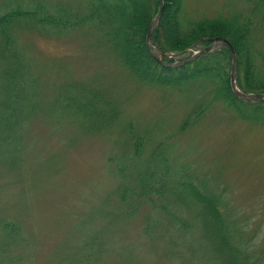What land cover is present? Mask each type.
<instances>
[{"label":"rangeland","instance_id":"obj_1","mask_svg":"<svg viewBox=\"0 0 264 264\" xmlns=\"http://www.w3.org/2000/svg\"><path fill=\"white\" fill-rule=\"evenodd\" d=\"M254 1L183 0V7L187 19H196L230 16L235 11L248 14ZM87 4L88 0H0V15L18 7L37 11V17L45 18L65 6L82 16ZM258 17L260 14L255 19ZM58 29L47 21L36 26L20 21L14 26L16 41L33 62L39 79L31 98L36 105L27 124L25 151H20L15 166L0 164V218L16 221L23 228L25 237L17 245L29 253L26 264L58 262L57 247L81 250L85 248L84 237L94 235L96 229H101V234L89 239L90 249L100 242L104 247L91 264L125 262L132 243L127 241L147 238L140 227L146 217L161 213L159 202L165 201L155 194V207L139 201L131 221L118 217L108 223L121 203L124 178L115 167L124 163L134 167L130 178L133 173L144 172L150 155L162 145L173 178H178L183 166L201 190L221 194L224 221L231 228L235 220V227L241 230L231 228L233 242L242 249L246 245L252 260L264 264V116H250V104L243 106V114L242 108L240 113L229 101L205 98L200 88L186 93L136 80L116 63L108 44L93 28ZM258 34L264 52V28ZM62 83L68 85L60 86ZM66 93L68 98L77 95L92 100L97 106H91L92 114L106 107L110 119L98 124L87 117L81 128L75 121L59 123L56 119L71 112L65 110L64 114L61 107L63 99L67 104ZM201 100L202 112L199 106L194 113L200 115L182 126L183 119ZM249 101L264 105V100ZM134 139H142L144 144L139 155L131 149ZM184 206L178 200L176 211L194 216L191 213L195 214L196 205ZM159 247L155 243L138 246L131 256L133 264H197L184 254L169 258L164 253V260L156 258L152 254ZM175 250L171 247L169 252ZM141 253L142 263L138 261Z\"/></svg>","mask_w":264,"mask_h":264},{"label":"trees","instance_id":"obj_2","mask_svg":"<svg viewBox=\"0 0 264 264\" xmlns=\"http://www.w3.org/2000/svg\"><path fill=\"white\" fill-rule=\"evenodd\" d=\"M159 8V0H88L82 16L65 6H60L48 16L46 14L45 18L37 17V11L18 7L1 14L0 164L9 167L18 164L20 151H25L26 147L29 131L27 124L32 121L29 117L36 105L35 100L31 98L35 93V81L39 79V75L34 69L33 62L25 57L16 41L14 26L20 21L31 23L33 26L47 21L63 32L65 28L91 27L92 31L108 44L116 63L129 71L136 80L175 88L186 93L194 88H200L199 92L205 98L209 96L213 101L224 99L243 114H246L243 106L250 104L252 114L248 115L264 116V105L251 103L233 91L230 84L232 56L227 45L219 44L216 48L179 66H164L152 56L146 43V35L150 22L157 15ZM259 14L260 17L256 20L255 17ZM262 20L264 21V0H255L248 14L235 11L230 16L219 14L196 19L186 18L183 0H163V11L150 40L163 53L171 54L163 55V60L174 62L188 58L196 47L202 49L210 45L215 37L227 38L232 43L237 57L235 79L239 89L244 93L264 92V52L260 41L261 35L258 34V31L261 32L264 28ZM66 85L68 84L62 83L60 86ZM68 96L66 93L67 104L63 99L61 107L63 112L65 110L71 112L68 117L56 119L59 123H62V120L75 121L77 127L81 128L82 120L87 117L98 121V124L106 123L110 119L105 114L106 107L99 110V114H92L89 110L94 111L97 107L95 103L93 105L92 100H83L77 95L70 98ZM200 103H203V100L196 103V108L190 110L189 115L183 119L182 126L187 125L191 117L197 118L200 115H194L198 112L199 106V111L202 112L203 105ZM142 144V139L133 140L131 143L133 154L139 155L144 145ZM163 147L164 145L156 148L150 155L144 172L133 173V179L129 174L132 169L136 170L134 167L126 163L115 167L124 179L121 185V203L119 205L117 203L118 207L112 212L113 218L109 219L108 223L118 217L131 221L137 213V206L141 203L139 201L150 202L155 207L153 201L155 194L165 201L159 202L161 213L156 217H146L140 227L147 238L140 237V242L136 240L133 242L132 238L127 241L132 242L129 245L130 256L121 264H133L134 259L131 256L139 249L138 246L148 244L153 246L154 243L160 247L152 255L163 260L165 253L169 258L184 254L186 259L194 260L197 264H256L249 255L246 245L244 251L230 237L231 228L234 229L236 221L231 222V228L224 221L220 209L221 194L207 188L201 190L198 184L191 180L188 170L183 166L181 170H185V173L180 171L181 174L174 179L173 170L165 163ZM135 179L137 186H134ZM178 200L186 204L184 206L186 208L196 205L193 210L195 214L191 213L194 216L176 211ZM168 202L173 208L167 206ZM76 224L80 225L81 221L77 219ZM22 229L18 222L0 218V264H26L25 258L29 253L17 245V242L25 237ZM235 230L241 231L237 227ZM14 232L19 233L11 235ZM100 232L101 229H96L94 235L84 237L85 248L81 250L79 247L67 245L57 247L55 255L59 257V261L54 263L52 261L51 264H91L92 259L103 250L104 243L100 242L90 249L92 242L89 239L92 236L97 237ZM171 247L176 250L169 252ZM143 258L142 253L139 254L138 261L142 263Z\"/></svg>","mask_w":264,"mask_h":264},{"label":"water","instance_id":"obj_3","mask_svg":"<svg viewBox=\"0 0 264 264\" xmlns=\"http://www.w3.org/2000/svg\"><path fill=\"white\" fill-rule=\"evenodd\" d=\"M159 2H160L159 11H158L157 15L150 22V25H149V28L147 31V35H146V43H147L149 49L151 50V54L159 63H161L165 66H179V65H182V64H185L187 62L192 61L193 59H195L197 56L201 55L204 52H207L209 50L216 48L219 44H225L230 49L231 56H232L231 71H230V82H231V86H232V89L234 90V92L237 95H239L240 97L248 99V100H256V99L264 98V92L244 93L243 91L238 89L236 82H235L237 57H236V53H235V50H234L232 43L227 38H224V37L213 38V42L210 45H207L206 47H204L200 51L193 53L190 57L184 59L183 61L172 62V63L163 61L161 59V56L166 55V53H163L160 49L155 47L150 41L152 31H153L154 27L158 24L160 17H161V14H162V10H163V0H159Z\"/></svg>","mask_w":264,"mask_h":264}]
</instances>
